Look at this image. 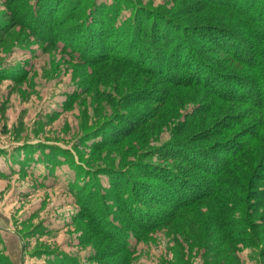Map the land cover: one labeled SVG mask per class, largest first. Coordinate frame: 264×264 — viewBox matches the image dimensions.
Masks as SVG:
<instances>
[{
  "label": "rangeland",
  "instance_id": "374dc122",
  "mask_svg": "<svg viewBox=\"0 0 264 264\" xmlns=\"http://www.w3.org/2000/svg\"><path fill=\"white\" fill-rule=\"evenodd\" d=\"M90 2L94 7L111 6L114 0ZM37 3L0 0V264H264V230L253 231L255 244L250 248L219 243L221 234L216 226L211 227L219 233L207 237L208 203L186 210L167 209L172 219L150 233L132 230L122 217L127 219L122 198L128 182L132 175L143 173L144 166L184 169L190 175L181 171L183 174L192 179L197 175L202 181L201 175L181 162L161 158L165 145L174 138H201L204 131L213 128L217 137L211 145L225 143L226 136L221 134L226 123L222 124V119L229 115L240 118L245 111L239 104L215 102L205 95L216 103L215 108L196 120L186 119L193 106L206 103L204 94L195 91L197 94L192 95L190 90L184 94V90L169 86L153 76L156 71L149 72L152 62L136 65L137 48L129 51L131 40L124 46L119 39L130 32L124 25L137 19L143 23L140 31L147 34L151 28L161 29L158 25L171 29L202 27L208 32L224 27L235 32L243 20L225 8L210 6L208 0H124L118 17H111L118 36L93 40L89 52L73 39L70 45H77L75 57L62 51L61 32L46 31L51 23L38 13ZM129 4L131 8L125 6ZM31 8L41 31L31 25ZM85 11L87 14L89 9ZM50 13H54L51 29L55 30L63 8ZM86 14L77 15L69 24H79ZM254 30L247 27L241 32ZM53 33L57 47L48 41L54 40L49 36ZM168 35L169 40L174 39L172 33ZM139 43L142 60L148 56L155 61L156 56H163L160 50H149L145 40ZM197 50L203 54L201 48ZM205 51V62L218 73L226 76L239 69L222 55ZM117 58L125 59L128 65ZM180 60L183 63L184 59ZM187 63L178 69L180 73L185 69L182 75L187 74ZM129 114L138 124L131 136L114 140L100 137L111 121L122 119L121 125H128ZM94 144L99 147L91 148ZM120 179L127 181L121 191L111 190ZM83 188L97 193L92 196L97 200L93 202L96 208L80 205L77 193ZM137 193L141 204H147L143 192ZM115 207L119 208L117 216ZM145 209L153 214L157 208L145 205ZM106 210L118 231L126 232L129 254L105 239L106 233L96 224L101 218L99 212ZM259 215L251 214V219ZM209 243H215L219 250L209 249Z\"/></svg>",
  "mask_w": 264,
  "mask_h": 264
},
{
  "label": "trees",
  "instance_id": "16d2710c",
  "mask_svg": "<svg viewBox=\"0 0 264 264\" xmlns=\"http://www.w3.org/2000/svg\"><path fill=\"white\" fill-rule=\"evenodd\" d=\"M208 1L210 6L225 8L241 18L243 20L241 27L234 30L235 32L232 31L233 29L229 30L224 27H215L214 31L208 32L202 27L171 29V27L163 28L162 25H158L161 29L151 28L147 34V32L140 31L143 23L136 22V19L132 21L133 23L129 22L124 25L130 32L119 34L122 35L119 39L122 40V44L131 40V44L127 45L129 51L137 48L139 54L137 55L136 52V61H134L136 65L140 62H152L153 65L150 66L149 72H157L153 76L163 79L170 84L169 86L184 90V94L189 93V90L192 95L197 94L195 91L204 94L202 100H206V103L193 106L186 119L196 120L210 108H215L216 103L209 101L205 95L213 97L215 102L239 104L245 111H242L240 118L234 119L236 117L229 115L222 119L221 123L223 124V121L226 123V127L223 128L225 133L221 134L226 136L225 143L211 145L210 142L217 137L214 134V131L217 130L213 128L204 131L201 138H194L196 141L190 139L183 141L174 138L165 145L160 153L161 158L175 159L181 162L197 172L196 174L201 175L202 181H198L197 175L193 176L196 179H192L183 174L181 171L185 172L184 169H180L181 171L173 168L165 170L151 165L147 166V169L144 166L143 173L132 175V181L128 182L127 197L125 198V194L122 198V209L123 213L127 211L125 213L127 219L123 215L122 217L126 223L131 224L132 230L150 233L163 227L164 224L167 226L169 220L172 219L169 217L170 212H166L167 209L171 211L186 210L208 203L206 206L210 209L211 215L207 219V237L210 238V233L220 232L219 243L250 248L255 244L253 231L264 230V213L260 214L261 209L264 208V0H236L233 5L228 4L229 0ZM123 4H125L124 0H114L111 6L94 7L95 4L90 0H38L37 9L44 18L49 19L48 23H51L52 28L54 25L51 19L54 13L50 12L54 10L57 12L60 7L63 8V17L56 20V25L60 26L55 27V30L46 28V31L61 32L63 36H60V39L65 45L62 47V51L76 57L77 45H70L73 39H77L82 48L89 52V45L93 40L94 42H99L102 39L107 40L105 35L111 36V38L118 36L111 17L114 18L115 14L118 17ZM125 6L131 8L130 4ZM86 8L89 9L87 14ZM34 14L31 8L28 13L31 25L34 30L41 31V28L38 27L39 23L36 21L37 15L35 17ZM81 14H86L82 22L69 24L70 21H75L77 15ZM143 22L146 23V19ZM244 27H253L255 30L252 33L241 32L245 29ZM169 32L174 35V39L169 40ZM236 32L243 37H240ZM51 35L54 36V40L49 39L48 41L57 47L55 45L56 36L54 33L49 34V36ZM143 40L147 43L149 50L154 48L163 53L161 59L157 58L152 49L151 52H153V57L156 56V58L154 57L156 60L147 58L148 56L142 60L139 42ZM124 46L126 45L124 44ZM197 47L203 50V54L197 50ZM204 50H207L211 55L219 54L217 55L219 57L222 55L223 59L229 61V64L238 66L239 69L226 76L218 73L212 64L205 62L204 56H207L208 53L206 51L205 53ZM181 58L184 60L180 64ZM117 59L122 64L128 65L124 61L125 59ZM187 61L191 64L189 65ZM186 63L189 68H187V74L182 75L185 69H182V73L178 69ZM181 68H185V66ZM173 74H176L177 77L171 79L170 76ZM130 115L126 117L130 125H121L122 119L115 122L117 125L111 121V125H105L106 130L101 132L100 137L114 140L116 137L125 139L131 136L138 124L134 122L136 117ZM142 120L140 119V121ZM236 128H241V130L235 132ZM96 147L99 146L94 144L91 148ZM185 173L190 175L188 172ZM126 182L124 179H120L110 188L121 191ZM156 184H160L162 187H154ZM97 190L96 192L100 194L99 187ZM138 190L140 193L142 191L146 197V207L157 208L156 211H153L155 215L146 210L145 205L138 200L140 199ZM96 192L93 193L90 189L89 192L84 188L79 189L77 200H80V205L83 208H88L93 205V202H97L96 198L92 197L97 194ZM101 202L103 203L102 200ZM115 208L117 216L119 208ZM162 209L163 211H159ZM106 211L99 212L101 218L96 221V224L98 223V226L106 233H103L105 239L111 241L120 251L129 254L131 251L127 248L124 237L126 232L124 233L123 230V234L119 232V227L111 220L110 212ZM251 214L260 215L252 220ZM108 220H111L114 225ZM211 226L219 227V232L214 231ZM216 247L218 246L215 243L208 244L209 249L219 250Z\"/></svg>",
  "mask_w": 264,
  "mask_h": 264
}]
</instances>
